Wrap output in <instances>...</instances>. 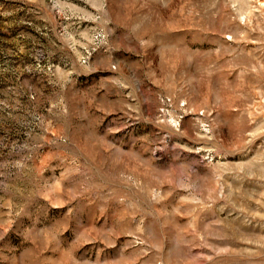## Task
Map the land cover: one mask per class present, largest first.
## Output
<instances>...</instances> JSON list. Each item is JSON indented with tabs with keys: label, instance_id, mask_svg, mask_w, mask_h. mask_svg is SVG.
<instances>
[{
	"label": "rangeland",
	"instance_id": "obj_1",
	"mask_svg": "<svg viewBox=\"0 0 264 264\" xmlns=\"http://www.w3.org/2000/svg\"><path fill=\"white\" fill-rule=\"evenodd\" d=\"M0 264H264V0H0Z\"/></svg>",
	"mask_w": 264,
	"mask_h": 264
}]
</instances>
